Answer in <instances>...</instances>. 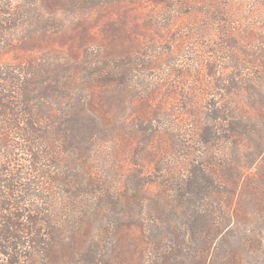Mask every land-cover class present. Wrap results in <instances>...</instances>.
Masks as SVG:
<instances>
[{"label": "trees", "instance_id": "1", "mask_svg": "<svg viewBox=\"0 0 264 264\" xmlns=\"http://www.w3.org/2000/svg\"><path fill=\"white\" fill-rule=\"evenodd\" d=\"M219 12L213 19L227 24L216 47L209 45L204 87L186 97L187 125L160 131L140 120L170 141L172 159L153 153L151 172L137 167L119 175L114 164L126 128L115 112L123 92L118 78L103 72L92 79L88 98L66 107L72 120L43 126L32 103L72 91L54 65L43 72L45 64L30 63L25 74L40 71L41 79L56 82L39 86L19 77L20 97L7 94L0 78V114H18L20 105L34 114L13 119L9 132L24 141L28 174L38 178L33 192L25 188L28 196L42 200L28 211L26 200L3 205L13 215L0 233L5 264H264V24L241 36L230 26L233 14ZM111 142L104 153L101 146ZM52 186L60 192L54 215ZM19 209L25 224L15 220Z\"/></svg>", "mask_w": 264, "mask_h": 264}, {"label": "rangeland", "instance_id": "2", "mask_svg": "<svg viewBox=\"0 0 264 264\" xmlns=\"http://www.w3.org/2000/svg\"><path fill=\"white\" fill-rule=\"evenodd\" d=\"M103 1L97 4L96 0H0V78L5 77L10 87L7 94L20 97L22 90L14 87L19 85V77L32 78L39 86L56 82L41 79L40 71L25 74L30 63L36 60L45 64L43 72L49 64L54 65L52 70L57 79L67 82L72 91L32 103L38 104L34 114L42 126L46 122L72 120L74 115L66 107L88 98L92 79L118 78L123 92L115 112L126 128L114 164L119 175L125 176L137 167L151 172L156 168V161L151 159L153 153L165 154L168 161L172 159L168 154L170 141L166 134H150L151 125L140 120L153 121L152 127L160 131L187 125L186 97L201 92L202 74L211 58L207 53L209 45L216 47L223 36L224 18H213L220 8L230 11L231 28L242 31L241 36L245 32L247 35L250 25L264 24L260 12L263 3L261 0ZM27 107H15L18 114H0V127H6L0 128V179H5L0 181V233L6 228L8 216H13L12 211H3V205L9 207L13 202L26 200L28 211L42 201L28 196L25 188L30 186L28 192H33V182L38 178L28 174L31 157L21 146L24 141L9 132L13 119L34 116L23 113ZM108 116L115 117L113 113ZM101 148L110 153L112 142ZM106 159L101 160L107 163ZM17 171L20 180L14 181L13 174ZM29 176L31 181L26 178ZM12 185L19 186L15 195L9 189ZM52 187L54 215L59 213L55 199L60 200V192ZM13 212L20 214L15 218L18 223H27L26 217L20 218L23 210ZM5 244L0 234V245ZM7 260L0 253V264Z\"/></svg>", "mask_w": 264, "mask_h": 264}]
</instances>
